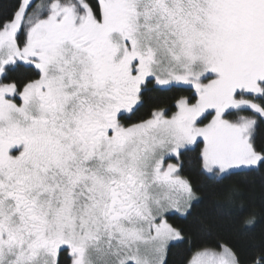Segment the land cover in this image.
<instances>
[{
  "label": "snow or ice",
  "instance_id": "snow-or-ice-1",
  "mask_svg": "<svg viewBox=\"0 0 264 264\" xmlns=\"http://www.w3.org/2000/svg\"><path fill=\"white\" fill-rule=\"evenodd\" d=\"M257 175L264 0H0V264H264Z\"/></svg>",
  "mask_w": 264,
  "mask_h": 264
},
{
  "label": "trees",
  "instance_id": "trees-1",
  "mask_svg": "<svg viewBox=\"0 0 264 264\" xmlns=\"http://www.w3.org/2000/svg\"><path fill=\"white\" fill-rule=\"evenodd\" d=\"M143 114V110L141 115ZM188 157L185 158V174L189 175L194 184H201L200 177L195 175L194 170L189 165ZM254 184L247 191H245V199L250 204H254L258 212V222L255 227L254 235L259 238L260 234L264 232V214L261 213V209H264V180L259 175L255 176ZM210 209L204 205H198L194 210L191 217L185 220L183 217H175L173 222L178 226L185 229L186 232L192 233L196 230L198 225V218L208 217ZM187 244H178L171 248L168 255L169 264H182L185 256L187 255Z\"/></svg>",
  "mask_w": 264,
  "mask_h": 264
}]
</instances>
